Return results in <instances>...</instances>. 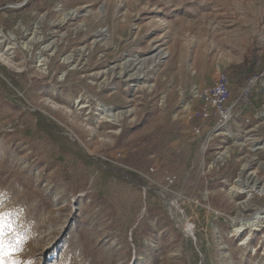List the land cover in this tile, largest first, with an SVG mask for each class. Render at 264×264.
<instances>
[{
    "label": "rangeland",
    "instance_id": "1",
    "mask_svg": "<svg viewBox=\"0 0 264 264\" xmlns=\"http://www.w3.org/2000/svg\"><path fill=\"white\" fill-rule=\"evenodd\" d=\"M0 96L22 261L264 264V0H0Z\"/></svg>",
    "mask_w": 264,
    "mask_h": 264
},
{
    "label": "built area",
    "instance_id": "2",
    "mask_svg": "<svg viewBox=\"0 0 264 264\" xmlns=\"http://www.w3.org/2000/svg\"><path fill=\"white\" fill-rule=\"evenodd\" d=\"M250 84H253V80L249 82V86ZM194 98L201 102L200 117L202 121L213 117V120L222 126L231 119L234 104H230L231 93L227 83L222 79L208 87L196 90ZM193 133L196 137L199 136L201 133L200 126L194 128ZM150 171H153V169H150ZM174 180V176L168 175L164 178L165 183L168 185L172 184Z\"/></svg>",
    "mask_w": 264,
    "mask_h": 264
},
{
    "label": "snow or ice",
    "instance_id": "3",
    "mask_svg": "<svg viewBox=\"0 0 264 264\" xmlns=\"http://www.w3.org/2000/svg\"><path fill=\"white\" fill-rule=\"evenodd\" d=\"M28 239L13 219L12 212H0V264H32V261L19 258Z\"/></svg>",
    "mask_w": 264,
    "mask_h": 264
},
{
    "label": "trees",
    "instance_id": "4",
    "mask_svg": "<svg viewBox=\"0 0 264 264\" xmlns=\"http://www.w3.org/2000/svg\"><path fill=\"white\" fill-rule=\"evenodd\" d=\"M1 100V96H0ZM171 134V131H168L165 133V136H168ZM148 151H150L151 154L159 153V149L163 150L165 148V143L160 139H155L153 142H149L147 144ZM146 151H134L130 155H128L126 158H124L123 163L126 166L133 167L135 169H140L141 166L144 164V155Z\"/></svg>",
    "mask_w": 264,
    "mask_h": 264
}]
</instances>
